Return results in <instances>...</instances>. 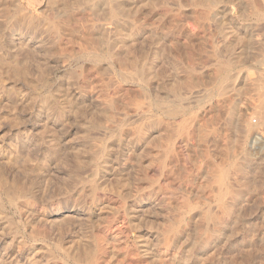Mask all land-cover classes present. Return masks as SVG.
<instances>
[{"label":"rangeland","instance_id":"1","mask_svg":"<svg viewBox=\"0 0 264 264\" xmlns=\"http://www.w3.org/2000/svg\"><path fill=\"white\" fill-rule=\"evenodd\" d=\"M0 264H264V0H0Z\"/></svg>","mask_w":264,"mask_h":264},{"label":"bare ground","instance_id":"2","mask_svg":"<svg viewBox=\"0 0 264 264\" xmlns=\"http://www.w3.org/2000/svg\"><path fill=\"white\" fill-rule=\"evenodd\" d=\"M102 1H103V0H102ZM102 6H103V5H102ZM99 7H100V6H99ZM159 99H160V98H159ZM159 99H158V100H159ZM160 101H161V100H160ZM158 103H159V102H158ZM160 103H161V102H160ZM160 103H159L158 105H160Z\"/></svg>","mask_w":264,"mask_h":264}]
</instances>
